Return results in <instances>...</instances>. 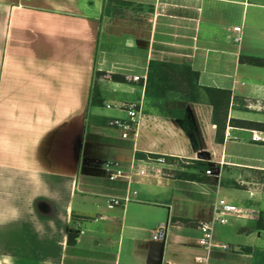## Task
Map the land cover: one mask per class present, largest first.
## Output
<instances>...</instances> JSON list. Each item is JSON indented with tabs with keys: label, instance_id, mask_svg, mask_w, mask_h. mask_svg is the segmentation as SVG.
Here are the masks:
<instances>
[{
	"label": "crops",
	"instance_id": "0c3cea01",
	"mask_svg": "<svg viewBox=\"0 0 264 264\" xmlns=\"http://www.w3.org/2000/svg\"><path fill=\"white\" fill-rule=\"evenodd\" d=\"M122 1L140 20V76L151 59L187 64L200 87L229 92L226 115L208 102L168 120L142 114L135 142L119 139L108 123L124 114L88 106L101 25L111 18L102 17L104 0H0V211L19 212L0 222V264H159V245L150 242L159 225L166 226L161 264H192L203 253L196 223L209 221L215 198L253 215L220 225H229L234 248L214 236L228 250L213 249L210 264H252L241 249L264 255L253 244L261 237L264 143L250 142L251 131L264 133V0ZM133 88L143 109L139 82L127 98ZM88 116L108 120L90 125ZM147 155L182 165L160 177L132 174L128 184L130 165ZM213 162L222 163L219 181L204 175ZM117 171L121 177L109 180ZM126 194L127 203L108 208Z\"/></svg>",
	"mask_w": 264,
	"mask_h": 264
},
{
	"label": "rangeland",
	"instance_id": "374dc122",
	"mask_svg": "<svg viewBox=\"0 0 264 264\" xmlns=\"http://www.w3.org/2000/svg\"><path fill=\"white\" fill-rule=\"evenodd\" d=\"M121 8V7H120ZM135 8V7H134ZM139 22L136 17L131 14L124 13V8L118 11L113 17L104 19L101 25V38H100V46L98 48V52L96 55L95 61V81L102 88V90L107 93L106 100L111 104L122 103L124 105H128L133 103L136 105L137 90L134 91L132 95H134L133 100H129L127 95H129L130 85L134 82L129 80L130 76H140L143 71V57H142V45L140 44V39H138L139 33ZM142 36V35H141ZM139 35V37H141ZM116 76L119 78H123L125 82L116 83L112 80V78ZM180 95L177 93L174 94L167 101V110L169 114L172 116L170 118H163L161 116L156 115L153 112L145 113V101H143V113L142 114H150L157 118L161 119H173L175 118L173 114H175L173 109L178 112V116L180 113L186 109V107L191 105H199L208 102L207 97L204 93L200 92L199 94V102H184L179 99ZM207 104V103H206ZM209 105V103H208ZM210 106V105H209ZM227 111V110H226ZM93 113L99 115H111L112 111L106 109L104 106L100 108H93ZM173 112V113H171ZM222 113V111H220ZM124 116V115H123ZM177 117V116H176ZM202 153V152H201ZM234 192V191H233ZM79 198L77 197L76 200ZM75 200V203H77ZM231 204H236L234 201L230 202ZM87 206L86 208H89ZM257 207L264 211V197L262 201L257 205ZM117 212L119 211H111ZM242 231L243 227L238 226ZM230 227L226 226H214L212 232V241L213 237L217 236L220 240L228 244V248L232 249L233 244H229L235 241V237L230 236ZM244 231L247 232L248 229L244 228ZM145 235L147 233L145 232ZM260 238H255L253 244L257 248L264 249V231L258 232ZM201 237V234H200ZM199 237V238H200ZM238 240V239H236ZM242 240L238 241L241 242ZM228 250V249H227ZM231 251V250H230ZM230 264V263H226Z\"/></svg>",
	"mask_w": 264,
	"mask_h": 264
},
{
	"label": "trees",
	"instance_id": "16d2710c",
	"mask_svg": "<svg viewBox=\"0 0 264 264\" xmlns=\"http://www.w3.org/2000/svg\"><path fill=\"white\" fill-rule=\"evenodd\" d=\"M132 3L122 0H104L102 7V17H112L122 8L132 6ZM121 7V8H120ZM112 80L116 83L125 82L123 78L114 76ZM140 88H143V99L145 101L144 112H153L163 118L172 117L167 110V101L174 94L180 95V100L184 102H199L200 92L207 97L209 105L213 109V114L222 111L223 117L229 105L230 95L227 91L213 88L200 87L198 85V73L187 64H177L168 61H158L151 59L148 61L146 68V80L144 85L139 82ZM104 99L96 84L95 79L92 81L89 94V107H103ZM174 117H178V112L174 109ZM143 113V110H142ZM173 113V112H171ZM108 119L101 117L88 116V124L101 125L106 124ZM264 130V125L261 127ZM216 135H219L220 125H216ZM217 141V140H216ZM146 157L157 158L160 155H147ZM165 157V156H164ZM144 158V159H145ZM167 163L181 166L182 164L174 158L165 157ZM197 170H205L206 166L198 165L194 167ZM185 176V175H184ZM193 178V176L191 177ZM255 230L264 231V212H259L258 221L255 224ZM73 231H69L67 243L74 244ZM246 254L252 255V264H264V255L257 249L243 247L241 249Z\"/></svg>",
	"mask_w": 264,
	"mask_h": 264
},
{
	"label": "built area",
	"instance_id": "2783aa9c",
	"mask_svg": "<svg viewBox=\"0 0 264 264\" xmlns=\"http://www.w3.org/2000/svg\"><path fill=\"white\" fill-rule=\"evenodd\" d=\"M233 32L236 34L232 39L234 43L240 42V28H234ZM129 80L132 82H142L144 85L146 80V74L143 76H130ZM104 107L108 110L119 111L124 114V117L121 119H112L109 121L108 125L111 127L121 140H130L133 143L137 137V131L140 121L142 120V106L139 105H117V104H105ZM250 142L252 143H264V133L258 131L250 132ZM222 163H211L204 171V175L207 177H212L219 181L221 174ZM168 168L170 171H179L180 168L175 165L169 164L166 162L164 156L157 158L146 157L138 168L135 169L134 164L130 165L129 174L125 179L127 183L130 184L132 174L138 176H162V170ZM166 168V169H167ZM167 170V171H169ZM120 176V171H117L115 174L109 176V180H116ZM129 200L128 195L126 194L122 199L112 198L108 202V208H113L120 206L121 203H127ZM251 211H245L241 208H238L232 204H229L222 198H215L211 204V217L209 221H198L196 227L201 233V237L198 239V246L203 250L201 255L195 256L192 259V264H210L211 253L213 249L227 250L225 245H216L212 242V232L214 226L225 225L229 217L237 216H252ZM166 235V226L159 225L151 235L150 242L160 245Z\"/></svg>",
	"mask_w": 264,
	"mask_h": 264
},
{
	"label": "clouds",
	"instance_id": "9594fccd",
	"mask_svg": "<svg viewBox=\"0 0 264 264\" xmlns=\"http://www.w3.org/2000/svg\"><path fill=\"white\" fill-rule=\"evenodd\" d=\"M18 218L19 212L15 206L9 205L0 211V222L15 221Z\"/></svg>",
	"mask_w": 264,
	"mask_h": 264
},
{
	"label": "water",
	"instance_id": "95a60500",
	"mask_svg": "<svg viewBox=\"0 0 264 264\" xmlns=\"http://www.w3.org/2000/svg\"><path fill=\"white\" fill-rule=\"evenodd\" d=\"M198 158L202 159V160H206L207 159V154L202 152V153H199L197 155ZM163 250H164V242H162L160 245H159V264L162 263V254H163Z\"/></svg>",
	"mask_w": 264,
	"mask_h": 264
}]
</instances>
